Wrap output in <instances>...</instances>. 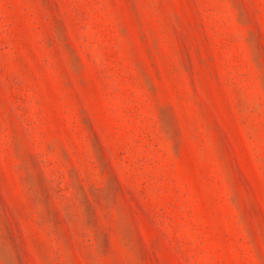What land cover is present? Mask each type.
Returning a JSON list of instances; mask_svg holds the SVG:
<instances>
[{
	"label": "rangeland",
	"instance_id": "374dc122",
	"mask_svg": "<svg viewBox=\"0 0 264 264\" xmlns=\"http://www.w3.org/2000/svg\"><path fill=\"white\" fill-rule=\"evenodd\" d=\"M0 264H264V0H0Z\"/></svg>",
	"mask_w": 264,
	"mask_h": 264
}]
</instances>
